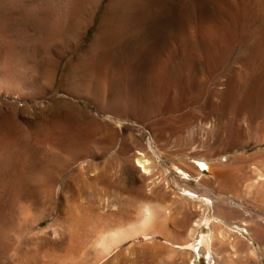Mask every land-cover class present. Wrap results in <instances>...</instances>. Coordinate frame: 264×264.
Returning <instances> with one entry per match:
<instances>
[{"label":"rangeland","instance_id":"1","mask_svg":"<svg viewBox=\"0 0 264 264\" xmlns=\"http://www.w3.org/2000/svg\"><path fill=\"white\" fill-rule=\"evenodd\" d=\"M191 263L264 264V0H0V264Z\"/></svg>","mask_w":264,"mask_h":264},{"label":"bare ground","instance_id":"2","mask_svg":"<svg viewBox=\"0 0 264 264\" xmlns=\"http://www.w3.org/2000/svg\"><path fill=\"white\" fill-rule=\"evenodd\" d=\"M154 1V0H153ZM136 3V2H135ZM156 5V4H155ZM158 13V12H157ZM164 21V20H163ZM103 23V22H102ZM111 33V32H110ZM113 33V32H112ZM102 39V38H101ZM99 49V48H98ZM99 52V51H98ZM138 155L139 156H144L143 155V153H138ZM142 158V157H141ZM143 159V158H142ZM145 162L146 161H141V159H137L136 160V164H137V167L138 168H141L142 169V171L143 172H146L147 171V169H146V167H145ZM198 167H199V169H198V176H199V180L201 179V177H202V174L203 173H209V167L207 166V165H205L204 163H200V164H198ZM176 172L178 173V174H180L181 176H183L184 178H186V179H192V177H190V176H188L187 174H185L184 172H182L181 170H179V169H177L176 168ZM193 179H195V181L197 180L196 179V177L195 178H193ZM225 196V195H224ZM222 197H223V195H222ZM225 199V198H224ZM160 209V208H159ZM167 211V210H166ZM168 212V211H167ZM156 214H158L157 216V218L158 219H160V217H159V213L157 212H155V209H154V207H152V206H149V205H144L143 207H142V210H141V218H140V220L138 221L139 223H140V225L143 227L144 225V229H145V227L147 226V224H149V223H151V222H153L154 220H155V224L157 225V223H159L160 221H158L157 223H156V221L158 220V219H156ZM166 215H165V217H164V220H166ZM162 220H163V218H162ZM163 220V221H164ZM162 222V221H161ZM163 223V222H162ZM151 224H154V223H151ZM204 224H206V222H205V220L204 219H198L196 222H195V224H194V228L191 230V232H192V239H194L195 237H197V235H202V229H203V225ZM155 225V226H156ZM160 224H158V228L160 227L161 228V226H164V225H160ZM243 226H245V227H247V225L246 224H243ZM242 226V227H243ZM154 227V226H153ZM155 228H157V227H155ZM158 228L156 229V230H158ZM137 229V228H136ZM162 230V229H161ZM131 231H135L134 230V228H132L131 229ZM159 231V230H158ZM126 232V231H125ZM246 232V231H245ZM132 233V232H131ZM234 233V232H233ZM236 233V232H235ZM159 234V233H158ZM161 234V233H160ZM159 234V235H160ZM156 235V234H155ZM126 236V235H125ZM123 237H124V232L122 231V230H116V231H112V232H110V233H108V234H103V235H101V237H100V239H99V246H100V248H101V250H102V253L103 254H105V255H108L109 254V252H111V249L113 248V245L112 244H110L111 242L112 243H114V245H115V243H117V242H121V239L122 240H124L123 239ZM156 236H153V238H155ZM209 238H211V237H209V235L208 234H206L205 236H201V242H203L204 244H205V247H206V252L208 253V255H211L212 253H211V250H210V242H209ZM166 242H168L167 240H165ZM235 241V240H234ZM98 243V242H97ZM118 244V243H117ZM116 244V245H117ZM200 244V243H199ZM212 245V244H211ZM110 246H112V247H110ZM119 246V245H118ZM189 247H190V245H187V247H184V249L185 250H187V249H189ZM111 248V249H110ZM231 249L233 250V246L231 247ZM233 252H235V251H233ZM251 254V253H250ZM102 256V255H101ZM235 256V255H234ZM191 264H194V263H191Z\"/></svg>","mask_w":264,"mask_h":264}]
</instances>
